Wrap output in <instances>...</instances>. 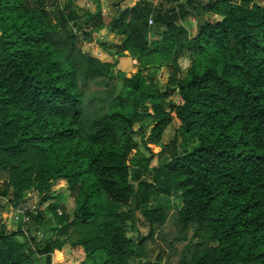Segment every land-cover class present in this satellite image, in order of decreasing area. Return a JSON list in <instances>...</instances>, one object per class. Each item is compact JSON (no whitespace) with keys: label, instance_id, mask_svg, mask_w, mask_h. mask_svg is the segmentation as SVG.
I'll use <instances>...</instances> for the list:
<instances>
[{"label":"trees","instance_id":"obj_1","mask_svg":"<svg viewBox=\"0 0 264 264\" xmlns=\"http://www.w3.org/2000/svg\"><path fill=\"white\" fill-rule=\"evenodd\" d=\"M207 13L218 17L188 36L180 18ZM100 25L98 4L79 15L72 0H0V198L33 191L27 221L42 233L0 217V264H50L65 240L88 264H264V3L138 0L111 17L120 42H97L110 61L78 46ZM123 51L137 71L112 95ZM160 66L164 88L141 72ZM173 120L167 158L148 167L136 137L157 141Z\"/></svg>","mask_w":264,"mask_h":264},{"label":"rangeland","instance_id":"obj_2","mask_svg":"<svg viewBox=\"0 0 264 264\" xmlns=\"http://www.w3.org/2000/svg\"><path fill=\"white\" fill-rule=\"evenodd\" d=\"M256 1L258 3H264V0H256ZM78 2H79V4H83L84 1L79 0ZM206 18L212 20L214 17L209 15V16H206ZM195 24H196V21L193 20L191 22V25H192L191 28H188V30H187V33L189 36H192L195 34V31H196V25ZM98 35H99L98 32H96V33L91 32L90 41H84V42L80 41L78 43V46L80 47L81 51H83L84 54L88 53L90 55L97 57L98 59L100 57V58H104L105 60L109 61L112 58H110V56L107 54L106 51H103L102 54L99 56H97L96 54L93 53V51H91L92 49H95V44H97L96 40L99 39ZM150 37H151V35H150ZM114 58H115V56H114ZM130 58H129V55H126L124 58H119L118 62L116 64V67H115L116 70H114V72H113V69L110 68V71H112L113 76H114V78H112L113 79L112 95H115L121 87V81H120L121 76L130 77L132 74H134L137 71V66L135 63L133 65L134 68H132V70L126 71V69L129 68L131 66V63H132L130 61ZM176 61H177V64L180 68L178 75L181 76L184 74V72L186 71L187 67L190 64V59H189L188 53L185 51L178 53L177 57H176ZM141 72L143 75H148L149 73H152V76H151L152 81L156 82L160 88H164L163 83L166 81V77H167V70L165 69L164 66H160L157 68H151V67L141 68ZM95 83H97V82H95ZM95 83L89 87L90 89H92L91 92L95 90L94 88L98 87V85ZM99 88H101V87H99ZM176 99H177L176 91H173L165 99V101H175ZM142 123H144L146 125V127L144 129V136L146 137L149 133V130H150L151 121L148 118H144ZM139 125H140L139 123H135L133 127L136 128ZM175 128H176V122L173 120V123H171L169 126L166 127V129L161 134V137L157 141L151 140L152 142L146 144V146L149 148H146V146H142L140 144V141H139L140 136L139 135L136 137V140L139 143L138 145H139L140 153L144 157H150V159L148 161V167H151V168L156 167L164 159L167 158V156L169 154L168 142L170 141L173 133L174 132L176 133ZM160 179H163L162 175H160ZM0 186H2L1 180H0ZM8 197H11V194H9ZM35 198H36V196H35V193L33 191H26L23 193V197L21 199V202H24V203L35 202ZM5 200H6L5 198H0V203L4 204V210L0 213V217L3 220L5 227L8 229L14 230V229H17V227L19 226V227H21V229L23 231H27V229H28V230H30L31 234L36 237V240L40 239L42 237V233L40 230L41 228L37 227L36 229H33L32 224L28 221L24 224H21L17 220H14L13 217L10 216V213H11L10 205L11 204L9 202L7 203ZM58 202L63 205L64 212L67 213L69 215V217H71V212L73 210L74 203H73V199L69 195V193L66 191L64 193H62L58 199ZM61 212H62L61 209H58V208L56 209L57 214H60ZM137 225L141 231L146 230V226L144 224H142L141 222H138ZM167 229L170 231V233H172L173 230L171 229V227H169ZM16 239L20 242L21 241L22 242L27 241L26 238H24L20 235H16ZM27 244L30 245L28 242H27ZM159 246L163 249V246L158 239H156V243H150V254H149V257L147 258L148 260L151 261L153 256L157 253ZM30 248L32 249L31 245H30ZM58 249L60 250L61 259H55L53 256V253L51 252L50 264H88L87 259L84 258V251L80 245L72 244L70 241L65 240L64 243L61 244V246ZM161 258L162 259L164 258V253H162ZM40 260H41V257H40Z\"/></svg>","mask_w":264,"mask_h":264},{"label":"crops","instance_id":"obj_3","mask_svg":"<svg viewBox=\"0 0 264 264\" xmlns=\"http://www.w3.org/2000/svg\"><path fill=\"white\" fill-rule=\"evenodd\" d=\"M79 1V0H78ZM77 0H72L73 5L75 7V9L77 10L78 14L81 15V11H83V9H86L88 12H92L96 6V4H98L99 7V11L101 14V25L99 26V28L95 31H93V33L98 32V38L96 40V43L99 41H103V42H111V43H119L120 41L118 40V36L117 34L111 32V17L116 14V11L118 9L124 8V7H130L131 5H133L135 2H137L138 0H83V4H79ZM183 0H160L159 3L165 8V9H169L171 7H178V5L182 4ZM77 6H76V5ZM82 5V6H81ZM213 16V17H218L216 15H212V14H205L204 15V19L206 18V16ZM197 17L196 15L193 14H186L184 15L182 18H180V21L183 25V27L186 29V31L188 30V28H191V22L193 20L196 21ZM190 20V21H189ZM196 25V24H195ZM188 34V33H187ZM189 36V35H188ZM91 51H93V53L95 54V52L97 51L100 55L102 54L103 50L102 48L98 47L97 44H95V49H92ZM90 51V52H91ZM96 53V55L98 56L99 54ZM88 54V53H87ZM90 55V54H88ZM126 55H128V53L126 51H123L121 55H115V59L118 62L119 58H124ZM93 56V55H91ZM103 56V55H102ZM130 58V55H129ZM100 60L102 61H107L104 58H100ZM110 61V60H109ZM130 61L133 63H131V66L129 68L126 69L127 70H132V68H134V61L130 58ZM124 71V70H123Z\"/></svg>","mask_w":264,"mask_h":264},{"label":"built area","instance_id":"obj_4","mask_svg":"<svg viewBox=\"0 0 264 264\" xmlns=\"http://www.w3.org/2000/svg\"><path fill=\"white\" fill-rule=\"evenodd\" d=\"M147 1H149L152 5H156L157 3H159L160 0H147ZM151 23H152V19L151 16H149L147 19V24L149 25ZM70 27H71V31L73 33H76L75 27L72 25ZM10 210H11L10 216H12L14 220H17L21 224L27 222V218H28L27 213H31L33 215L37 214L35 202H31V203L17 202L15 204L10 205Z\"/></svg>","mask_w":264,"mask_h":264},{"label":"water","instance_id":"obj_5","mask_svg":"<svg viewBox=\"0 0 264 264\" xmlns=\"http://www.w3.org/2000/svg\"><path fill=\"white\" fill-rule=\"evenodd\" d=\"M204 20L205 19L200 16L197 17L196 21H197L198 27L202 26ZM109 50L113 51V49H109Z\"/></svg>","mask_w":264,"mask_h":264}]
</instances>
